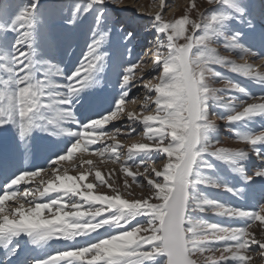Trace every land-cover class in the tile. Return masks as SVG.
<instances>
[{
	"label": "snow or ice",
	"instance_id": "snow-or-ice-1",
	"mask_svg": "<svg viewBox=\"0 0 264 264\" xmlns=\"http://www.w3.org/2000/svg\"><path fill=\"white\" fill-rule=\"evenodd\" d=\"M121 2L77 0L73 5L67 25L77 24L88 14H94V19L86 50L64 83L56 79L63 77L59 65L41 56V41L51 46V40L38 14L40 0L20 5L10 17L13 5L0 2V129L11 127L21 142H27L34 131L70 138L64 149L57 148L59 154L47 168L21 171L6 180L0 177V248L6 259L17 255L20 244L15 241L27 236L32 250L17 264H257V259L264 264V203L258 202L254 209L234 207L198 190L241 195L211 177L216 162L246 181L264 177V126L247 127V122L264 120V93L253 95L240 80L217 70L219 66L264 87V72L249 63L238 64L219 51L222 46L240 59L260 58L264 21L258 25L246 21L248 34L232 28L233 21L247 15L245 0H207L211 7L197 12L198 19L185 14L165 20L168 5L161 0V11L145 25V31L156 37L149 76L157 83H143L140 113L124 108L136 99L130 93L139 59L124 67L121 91L110 110L93 113L94 101L85 98L81 108L88 114L78 113L74 101L79 103L82 92L100 84L97 76L107 67L109 57L102 51L112 31L106 29L107 6ZM195 8L193 3L191 9ZM137 18L116 21L129 42L135 38ZM249 35L260 42V50L249 42ZM218 83L222 86H214ZM213 109L227 115L218 116ZM213 116L225 121L227 130L245 147L218 146L221 141L210 135L218 129ZM113 120L123 123L109 133L103 126ZM125 125L128 136L141 127L147 142L128 146L121 163L118 149L123 146L117 136ZM105 136L114 143L91 148ZM90 151H98L101 157L108 153L113 163H121L122 188L102 179L99 170L95 171L98 183L86 182L91 170L69 175L65 168L58 174L59 161ZM250 157L259 164L250 162ZM146 161L160 166L149 167ZM83 164L92 165V161H81L73 168ZM134 168H143V173ZM46 169L52 178L42 191L39 186L34 191L39 198L47 196V201L28 199L33 189L21 191L20 185ZM133 185L141 189L139 197ZM99 186L109 191H94ZM13 200V205L6 206ZM209 213L225 222L205 219Z\"/></svg>",
	"mask_w": 264,
	"mask_h": 264
},
{
	"label": "rangeland",
	"instance_id": "rangeland-1",
	"mask_svg": "<svg viewBox=\"0 0 264 264\" xmlns=\"http://www.w3.org/2000/svg\"><path fill=\"white\" fill-rule=\"evenodd\" d=\"M2 3H7L13 5L12 10L9 13V17L15 12V9L22 4L30 3V0H0ZM168 5L166 9H164V19L165 20H173L179 18L185 14H188L191 19H198L197 12L205 13L207 9L211 6L207 4V0H165ZM38 14L44 20V29L47 32L48 37L51 40V46H49L45 41H41V56L44 59H49L51 56L50 50L60 49V52H56L57 59H55V63L59 61V59L64 60L66 67L73 63L78 64L84 51L86 50V44L91 38V28L93 27V19L94 14H88L78 21L75 25H67L66 21L71 15L73 5L77 3V0H40V5ZM195 3L196 8L191 9V5ZM247 5V15L245 18H242L239 22L233 21L232 28L237 31H241L242 33L248 34V28L246 21H251L253 24L258 25L261 21H264V0H245ZM65 5V6H64ZM64 6V7H63ZM63 8V10H61ZM162 8L161 0H122V2L118 6L108 5L106 15L108 17V21L106 23V29L111 28V34L108 39L105 41L104 47L102 51L107 52L108 54V63L107 67L101 73V76L104 77V84L102 85L101 93L102 95H98L93 93V101L94 106L98 107L101 104V108L96 113H102L104 111H108L106 103L108 93L113 89L118 91L117 97L121 91L119 87V79L120 75L123 73L124 67L127 66L128 63H133L137 59L141 61L139 66L135 69V76L133 79V87L130 93V96H135L136 99L129 100L124 108L128 111H134L136 113H140L141 107L144 103L143 97L145 95V89L142 87L143 83L151 82L152 84L157 83V80L150 79L149 73L152 69V61L155 59L154 56V42L156 37L151 34L150 31H145V25L150 17L154 16L157 12H160ZM119 16L121 18L119 19ZM129 17H138L136 19V33L135 38L130 42L124 38L125 34L120 29V24L116 21L123 20ZM7 22V21H5ZM88 35H90L88 37ZM11 38V37H9ZM249 42L254 46L255 50H260V42L256 39H252L249 35ZM181 40L179 43H183ZM213 47H217V45H212ZM131 50L130 52L128 50ZM219 51L221 55L235 60L238 64L249 63L252 64L254 68H257L259 71L264 72V55H261L260 58H255L253 56H247L244 59H240L235 53L226 52L223 50L222 46H219ZM55 52V51H53ZM64 64V63H63ZM71 73L75 70L74 66H70ZM76 68V67H75ZM217 70L221 71L224 75L233 77L234 79L240 80V83L246 87L249 92L253 95H259L264 93V87H261L257 84L251 83L250 81H244V78L238 77L236 74L230 73L226 69L220 68L217 66ZM143 76L145 79L141 81L139 78ZM103 82V81H102ZM216 87H221L222 84H215ZM107 90V92H106ZM92 91H95L94 86L89 89H86L80 95L82 96H90L92 95ZM103 92V93H102ZM99 96V97H98ZM248 102H252L249 100ZM97 103H99L97 105ZM113 105V104H112ZM111 105V106H112ZM111 108V107H110ZM110 110V109H109ZM217 112L218 116L227 115L226 112L219 109H213ZM147 114V113H145ZM215 120L218 129L211 133V138L213 140H220L221 143L218 146L238 149L244 148L245 146L241 143H238L233 134L227 130L225 126V121L218 119L217 117H211ZM123 122L121 120H113L109 124L103 126L110 133L113 131L114 126L120 127ZM261 126H264V120L257 118L253 122H247V127L253 130H259ZM234 128L243 129L245 125H232ZM11 130L16 135L15 131L11 128ZM139 133V134H138ZM65 145H62L63 149L67 146V143L70 142L66 137ZM117 141L123 146L118 149L120 152V161L121 163L125 159V153L127 152V147L133 143H146V139L143 137L142 128L137 127L136 133H133L131 136L127 135V125L124 126L121 134L117 136ZM114 143L107 136L102 137L97 144L93 145V149H99L104 144ZM94 149V150H95ZM82 155V156H81ZM108 153H105L103 157L100 156L98 151H90L88 153H74V156L65 161H59L57 167L60 169L58 174H63L62 169L67 168L69 175H78L81 172H88L91 170V174L88 176L86 182L98 183L95 180V171L99 170L102 173V179L107 180L108 183H113L122 188L124 176L119 172L121 167V163H113L112 160L108 159ZM92 161V165L83 164L81 167L73 168V164L80 165L81 161ZM250 160V158H249ZM255 164H259L258 161L255 160V157H252V161ZM149 167H159V162L153 164L152 161H146ZM246 165L249 167L251 164L246 162ZM47 168V167H46ZM113 170L115 174L110 178L109 173ZM134 172L138 171L139 173H143V168L139 170L133 169ZM51 170L46 169L44 172H41L40 176L35 177L33 181L29 183H36L29 186V188L33 189V192L28 194V199H32L33 196L39 194L35 192V188L39 186L42 191L46 186L48 180L52 177L50 175ZM213 179H216L219 183L228 184L229 186L240 191V196H233L230 193L222 192L219 189L212 188H199V191H202L208 198L219 200L222 203L230 204L234 207H247L250 209H254L258 206L259 203H264V199H261L264 196V177H253L252 180L246 181L242 179L239 175L232 172L227 165L216 162L215 171L210 173ZM251 175V172H249ZM138 179H143L142 176L138 175ZM43 181L44 183H41ZM129 183H131V178L129 177ZM23 184V183H22ZM23 186V185H22ZM21 191H24L21 188ZM94 191L98 192H108L109 190L103 186H99ZM132 191L135 193L136 197H139L141 194V189L132 186ZM144 193L147 195L148 190L145 188ZM109 194H111L109 192ZM54 195V194H53ZM131 199V197H128ZM155 202V201H153ZM242 202H245L246 205H243ZM15 203V201H7L6 206H11ZM46 215V213H45ZM205 219H208L213 222H225L220 217H216L212 214H206ZM258 232V229H254ZM257 264H259V260L257 259Z\"/></svg>",
	"mask_w": 264,
	"mask_h": 264
},
{
	"label": "bare ground",
	"instance_id": "bare-ground-1",
	"mask_svg": "<svg viewBox=\"0 0 264 264\" xmlns=\"http://www.w3.org/2000/svg\"><path fill=\"white\" fill-rule=\"evenodd\" d=\"M50 53L51 57L49 59L54 64L59 65V67L63 71V77H58L56 79L60 83L66 82L65 78L71 75V68H69L70 66L63 67L65 64L60 61L55 63L57 55L56 53H52L51 50ZM72 66H74V68L76 67L75 65ZM97 79L100 81V84L98 86L94 85V93L96 94H98V92H101L102 90L104 91L102 85L105 82L104 77L101 76V73L97 76ZM117 93L118 91L113 88L108 93L106 101L108 105L106 106V109L109 110L111 105L115 103ZM98 95L102 94L99 93ZM85 98H88L90 101H93V98L90 96L85 97L80 95L79 97H77L79 103H76V101H74V104L75 108L78 110V113L87 115L88 113H86L85 110L81 108V105L84 104ZM98 104L99 103H97V105ZM101 106L102 105L99 104L98 107H96L93 104V112L99 111ZM64 137L70 140V138L67 136H63L57 139L56 137L47 135V133L34 131L28 138L27 142H21L11 130V127H8L6 129H0V177H3V179L6 180L11 178V176L14 174L18 175L21 171H30L36 170L37 168L48 167L49 161L55 159L54 157L59 154L57 148L59 147L61 150L63 149L62 145H65L66 143ZM91 148L93 149V145L91 146ZM34 183H36V181H34ZM34 183H28L26 185L21 184L20 189L23 188L24 190L26 187L29 188V186ZM32 199H43L46 202L47 196L39 198V194H37L36 196H33ZM15 243L20 244V249L18 250L17 255L12 256L11 259H6L7 254L5 253L3 248H0V264H17L18 258L25 257L32 250V246L29 244L27 236H21L17 241H15ZM51 243H53L54 247L60 246L55 242Z\"/></svg>",
	"mask_w": 264,
	"mask_h": 264
}]
</instances>
